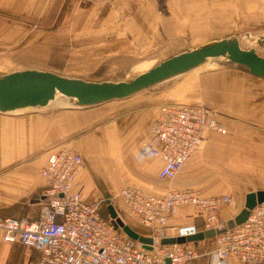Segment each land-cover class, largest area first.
Masks as SVG:
<instances>
[{
	"label": "crops",
	"instance_id": "0c3cea01",
	"mask_svg": "<svg viewBox=\"0 0 264 264\" xmlns=\"http://www.w3.org/2000/svg\"><path fill=\"white\" fill-rule=\"evenodd\" d=\"M240 25L264 27V0H0V73L37 68L91 80L138 74L187 46L228 37ZM165 102L206 104L226 127L207 129L173 179L158 176L161 157L143 155L153 141L149 124ZM31 108L0 111L2 216L41 217L47 203L41 169L60 145L82 157L73 190L106 217L112 204L119 215L135 219L123 203L126 185L155 194L170 187L228 193L232 201L219 212L225 221L242 209L247 193L264 191V77L240 65L198 69L170 86L91 105L65 96ZM168 223L201 229L203 218L192 205L180 204ZM185 242L201 252L190 264H211L215 235ZM38 256L34 247L4 241L0 230V264H37ZM226 264L264 259L230 255Z\"/></svg>",
	"mask_w": 264,
	"mask_h": 264
},
{
	"label": "built area",
	"instance_id": "2783aa9c",
	"mask_svg": "<svg viewBox=\"0 0 264 264\" xmlns=\"http://www.w3.org/2000/svg\"><path fill=\"white\" fill-rule=\"evenodd\" d=\"M207 129L226 131L216 109L203 103L165 102L149 124L153 141L145 146L143 155L161 157L158 176L173 179L201 146ZM82 164L81 154L74 148L54 147L41 169L47 198L41 217L28 220L0 215L2 239L38 249L37 264H190L200 251L187 242L162 243L160 239L214 229L217 247L211 252V264H226L230 255L243 260L264 259V200L250 208L242 222L227 227L219 212L232 201L228 193L203 195L193 188L170 187L155 194L126 185L121 195L127 212L150 229L152 248L146 249L120 233L97 204L85 202L80 190H73ZM180 204H190L199 212L201 229L195 223H168L170 213Z\"/></svg>",
	"mask_w": 264,
	"mask_h": 264
},
{
	"label": "water",
	"instance_id": "95a60500",
	"mask_svg": "<svg viewBox=\"0 0 264 264\" xmlns=\"http://www.w3.org/2000/svg\"><path fill=\"white\" fill-rule=\"evenodd\" d=\"M212 58H225L257 76L264 77V55L258 53L254 47H242L238 37L232 35L206 41L167 56L130 79L91 80L47 69L12 70L0 74V111L43 106L57 95L71 97L81 105L124 98L188 71ZM262 200H264V191L247 193L244 206L237 214L226 220V226L232 227L242 222L247 217L249 209ZM108 208L116 227L121 228L127 236L139 241L144 248H152L151 236L138 232L125 222L112 204H109ZM215 233L214 229H206L192 235L162 237L160 241L162 243L185 242L213 236Z\"/></svg>",
	"mask_w": 264,
	"mask_h": 264
},
{
	"label": "rangeland",
	"instance_id": "374dc122",
	"mask_svg": "<svg viewBox=\"0 0 264 264\" xmlns=\"http://www.w3.org/2000/svg\"><path fill=\"white\" fill-rule=\"evenodd\" d=\"M232 35L238 37L239 42H240L242 47H245V48L254 47L258 53L264 55V27H251V26L240 25V26L237 27V29L230 36H232ZM193 46H195V45H191L189 47L187 46L185 49H188V48L193 47ZM226 61L227 60L225 58H212V59H209L205 63L193 68L192 70H189L188 72H185L183 74H179L177 76L168 78V79H166L164 81L159 82L158 84L150 86L152 88L149 87L147 89L148 90H153L155 88H162L164 86H170L173 82H175L179 78L184 77V76H186V75H188V74H190L193 71H196L198 69L211 67V66L218 65V64H231V63H228ZM0 74H3V73H0ZM135 75L136 74H129V75L126 76L125 73H118V74H113V75H110V76H113V78H112L113 80H119V79H124V77H125V79H130V78H132ZM61 97H65V96L57 95L55 97V99L61 98ZM36 108H38V106H36ZM32 109L33 108H31V107H26V108L12 110V111H8V112H4V113L19 112V111L32 110ZM121 215L124 216V218ZM121 215H120V217L122 219L128 220L127 217H126L127 215H123V213H121ZM129 217H130V215H129ZM219 219L223 220L222 218H220V213H219ZM133 220H135V219H133ZM133 220H128V222L134 228H136V230L138 232L143 233V234H146V233L149 232V230L145 229L146 228L145 225H143L142 223L138 222L137 220L136 221H133ZM118 230H119L120 233L125 234L121 228L118 227Z\"/></svg>",
	"mask_w": 264,
	"mask_h": 264
},
{
	"label": "trees",
	"instance_id": "16d2710c",
	"mask_svg": "<svg viewBox=\"0 0 264 264\" xmlns=\"http://www.w3.org/2000/svg\"><path fill=\"white\" fill-rule=\"evenodd\" d=\"M226 62L231 63V64H235V63H232V62H229V61H226Z\"/></svg>",
	"mask_w": 264,
	"mask_h": 264
}]
</instances>
